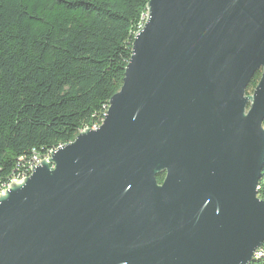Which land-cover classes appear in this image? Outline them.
<instances>
[{
	"label": "water",
	"instance_id": "95a60500",
	"mask_svg": "<svg viewBox=\"0 0 264 264\" xmlns=\"http://www.w3.org/2000/svg\"><path fill=\"white\" fill-rule=\"evenodd\" d=\"M263 123L264 0H150L102 125L0 193V264H251Z\"/></svg>",
	"mask_w": 264,
	"mask_h": 264
},
{
	"label": "trees",
	"instance_id": "16d2710c",
	"mask_svg": "<svg viewBox=\"0 0 264 264\" xmlns=\"http://www.w3.org/2000/svg\"><path fill=\"white\" fill-rule=\"evenodd\" d=\"M149 1L0 0V193L35 158L102 125ZM256 255L251 264H264V244Z\"/></svg>",
	"mask_w": 264,
	"mask_h": 264
},
{
	"label": "built area",
	"instance_id": "2783aa9c",
	"mask_svg": "<svg viewBox=\"0 0 264 264\" xmlns=\"http://www.w3.org/2000/svg\"><path fill=\"white\" fill-rule=\"evenodd\" d=\"M145 21H146V18H145ZM145 23V22H144ZM144 23H143V26H144ZM143 26H142V28H143ZM46 159H49V157H46V158H44V159H38V158H35L34 160H33V165H32V168H34V167H36V166H38L43 160H46ZM32 171L30 172V173H28L27 175L25 174V175H23V176H21V177H19V178H17V180H24V179H27V178H29L31 175H32Z\"/></svg>",
	"mask_w": 264,
	"mask_h": 264
},
{
	"label": "bare ground",
	"instance_id": "6f19581e",
	"mask_svg": "<svg viewBox=\"0 0 264 264\" xmlns=\"http://www.w3.org/2000/svg\"><path fill=\"white\" fill-rule=\"evenodd\" d=\"M97 129H98V128H93L92 130H97ZM48 157H50V155H49ZM32 165H33V163H31V165H30V167H29L30 172H31V170H32ZM36 167H37V166H36ZM15 181H16V180H15ZM17 181H22V180H17ZM13 182H14V181H12L11 183H13ZM11 183H10V184H11ZM10 184H9V185H10ZM9 185H8V186H9ZM8 186H7V187H8ZM7 187H5V189H6ZM258 251H259V250H258ZM256 256H257V255L255 254V257H256Z\"/></svg>",
	"mask_w": 264,
	"mask_h": 264
},
{
	"label": "rangeland",
	"instance_id": "374dc122",
	"mask_svg": "<svg viewBox=\"0 0 264 264\" xmlns=\"http://www.w3.org/2000/svg\"><path fill=\"white\" fill-rule=\"evenodd\" d=\"M248 94L247 95H253V92L252 91H249V92H247ZM16 181H17V179H15ZM15 180H13V181H15Z\"/></svg>",
	"mask_w": 264,
	"mask_h": 264
}]
</instances>
